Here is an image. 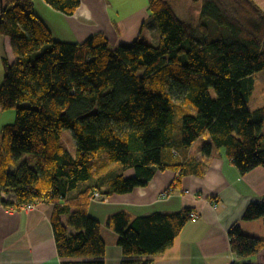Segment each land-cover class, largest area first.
Returning a JSON list of instances; mask_svg holds the SVG:
<instances>
[{
	"label": "trees",
	"instance_id": "trees-1",
	"mask_svg": "<svg viewBox=\"0 0 264 264\" xmlns=\"http://www.w3.org/2000/svg\"><path fill=\"white\" fill-rule=\"evenodd\" d=\"M43 1L66 16L80 6V0ZM147 4L158 45L137 39L112 48L99 33L81 43L56 41L33 0H0V35L8 37L14 57L11 64L2 60L0 107L16 109L14 123L0 128V205H53L62 264H104L100 223L87 212L93 194H127L156 170L178 169L162 161L167 149L187 151L205 136L210 143L202 146L203 157L223 150L240 174L264 168V106L248 109L253 78L264 71L262 11L252 0H205L190 22L166 0ZM63 131L71 132L74 153L63 147ZM101 156L116 167L105 191L95 182ZM128 170L133 177H124ZM8 195L15 200H4ZM191 211L110 216L106 227L118 236L120 264H152L173 245ZM259 219L264 222V196L242 217ZM228 237L236 257L264 249V238L243 234L239 224Z\"/></svg>",
	"mask_w": 264,
	"mask_h": 264
},
{
	"label": "crops",
	"instance_id": "crops-1",
	"mask_svg": "<svg viewBox=\"0 0 264 264\" xmlns=\"http://www.w3.org/2000/svg\"><path fill=\"white\" fill-rule=\"evenodd\" d=\"M252 1L264 14V0ZM33 6L35 14L56 41L81 43L99 33L112 48L130 45L137 39L153 46L159 43V33L147 0H80V6L72 16L51 9L43 0H33ZM2 37L7 45L5 54H10L6 59L11 64L14 57L10 41L8 37ZM142 39L151 40V43ZM209 143L203 136L187 151L167 149L162 153V161L181 167L156 170L145 186L130 193L111 194L103 202L90 200L87 212L100 223V234L106 246L102 258L104 264H120L123 259L117 234L106 227L110 216L124 212L135 219L156 213L176 214L184 209L195 211L199 218L188 221L173 245L155 257L152 264H264V249L239 258L232 253L228 237L229 229L239 224L243 234L264 238L262 219L242 221L247 207L260 203L264 196V168L257 167L240 174L223 150L214 149L209 157H203L202 147L196 146ZM96 162L99 171L95 182H101L105 191L116 167L107 165L105 156ZM182 170L186 173L180 176ZM123 174L130 178L134 171ZM81 189L69 193L68 200L74 199ZM164 193L167 194L163 196ZM3 199L15 200L13 195L3 196ZM52 211L53 205L47 204L25 210H9L0 205V264H62L50 222ZM69 234L74 233L69 230Z\"/></svg>",
	"mask_w": 264,
	"mask_h": 264
},
{
	"label": "rangeland",
	"instance_id": "rangeland-1",
	"mask_svg": "<svg viewBox=\"0 0 264 264\" xmlns=\"http://www.w3.org/2000/svg\"><path fill=\"white\" fill-rule=\"evenodd\" d=\"M176 12L178 18L181 20H187L190 22H195L197 18V10L199 5L205 0H166ZM144 40V39H142ZM147 43H151V40H144ZM4 38L0 35V87L3 82L4 77V66L2 60L4 58H10V54L6 53ZM212 97L214 93L211 92ZM264 106V71L255 74L253 78V91L249 99L248 109L256 110ZM16 109L2 110L0 107V128L5 125H11L15 120ZM71 132H62V145L64 148L68 149L74 153V145L71 140ZM72 147V149H70ZM201 146H196V148H201Z\"/></svg>",
	"mask_w": 264,
	"mask_h": 264
},
{
	"label": "built area",
	"instance_id": "built-area-1",
	"mask_svg": "<svg viewBox=\"0 0 264 264\" xmlns=\"http://www.w3.org/2000/svg\"><path fill=\"white\" fill-rule=\"evenodd\" d=\"M166 194L167 193H164L163 196H165ZM93 199L96 200V201H100V202H103V201L107 200L106 197L101 196L99 193H94L93 194ZM32 207H34V205H28V206H24V207L20 208V210L31 209ZM9 210H14V209H9ZM189 218H190V220L195 221V220H197L199 218V215L195 211H191L189 213Z\"/></svg>",
	"mask_w": 264,
	"mask_h": 264
}]
</instances>
